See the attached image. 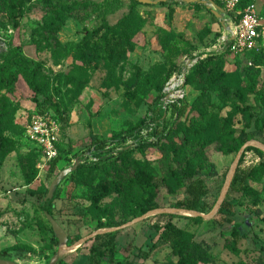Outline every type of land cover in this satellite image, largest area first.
I'll return each mask as SVG.
<instances>
[{"label":"rangeland","instance_id":"rangeland-1","mask_svg":"<svg viewBox=\"0 0 264 264\" xmlns=\"http://www.w3.org/2000/svg\"><path fill=\"white\" fill-rule=\"evenodd\" d=\"M212 1L226 20L248 6L264 20V0ZM222 33L210 12L196 5L0 0V250H28L12 257L17 264L49 263L58 245L41 212L44 191L78 159L85 169L59 184L51 214L67 245L85 241L59 260L89 264V250L95 248L108 264H181L168 247L149 251L156 228L172 215L186 240L208 247L199 264H264V38L251 53L236 55L220 50ZM172 65L170 78L183 76V113L175 119L166 111L165 123L173 126L169 137L140 148L134 139L109 144L111 159L88 168L92 157L84 152L92 135L125 136L144 122L149 125L140 135L154 142L150 123L163 108L170 80L164 77ZM53 105L65 122L57 143L60 161L50 174L24 132L39 111L57 118ZM249 147L263 156L244 152ZM237 159L243 187L233 200V235L210 213ZM187 163L207 188L206 214L200 216L168 207L173 199L166 191L183 192L177 171ZM140 173L162 186L157 195ZM149 197L158 211L144 216ZM100 226L116 229L109 232L115 235L112 251L101 245L107 237L95 239L107 233L93 236Z\"/></svg>","mask_w":264,"mask_h":264},{"label":"trees","instance_id":"trees-1","mask_svg":"<svg viewBox=\"0 0 264 264\" xmlns=\"http://www.w3.org/2000/svg\"><path fill=\"white\" fill-rule=\"evenodd\" d=\"M133 1V0H132ZM135 6H142L135 1ZM166 4H173V3H165ZM174 5V4H173ZM10 7H16V4H11ZM221 36V35H220ZM219 36V38H220ZM219 40V39H218ZM176 51V48H171V53H174ZM226 53H229L228 51H224ZM252 52V51H251ZM250 52V53H251ZM249 53V52H248ZM18 67L23 70L24 66L22 64L18 65ZM176 66L172 65L171 68L168 70L164 77V81H168L172 74L175 72ZM1 77L4 80H7L6 75L4 73H1ZM187 83V80H185V84ZM54 109H51V112H55L57 115V119L60 124V129L62 127V123L65 122V116L62 115V113L59 111V108L55 105ZM167 109H160L159 115L156 120H151L153 126L150 129L149 136L154 139V142H148L147 140L143 139V137L140 135L141 132L148 127L149 124H146L144 122H140L139 124L135 125L131 129L127 131L125 136H112L109 139H100L97 135H92L89 145L87 146L84 153L87 155L96 158L97 161L90 163L88 168L94 169L98 165L103 164L105 161L110 160L111 158L109 155L111 154L112 149H106L109 144L117 143L118 145H122L126 142L128 139H134L136 142H138L137 147H144V146H156L163 140L167 139L169 135L171 134L172 127L168 128V125L165 123L166 116L164 114L166 113ZM44 112L39 111L37 114H43ZM183 113V105L180 103L178 106H173L171 108V114L175 119H178ZM264 131V127L262 128ZM61 132V130H60ZM245 143L243 141L241 143V146ZM37 153L40 156L39 150H37ZM58 150V156L55 158L48 166V171L50 174H53L56 171V165L60 161V152ZM127 150H121L119 152L120 155L125 153ZM245 151H253L258 156H263V153L258 150L257 148L249 147L244 150ZM242 159V158H241ZM241 163V160L239 162V165ZM238 165V166H239ZM85 169L84 164L79 165L78 169L74 172H72L69 175L74 174L78 170ZM238 171L239 168L236 169V172L234 174V177L231 181L229 190L227 192V195L222 202L218 212L217 217L219 219V225L221 228L229 227L232 229V234L236 235L237 232H235V228L233 226V200L235 194H238L241 192V188L243 187L241 182L238 179ZM68 175V176H69ZM142 182L145 184L146 187H151L155 189V193L157 195V191L159 192V189L162 186H157L156 184H152L153 178L149 175H146L144 173L139 174ZM67 177V176H66ZM177 177L179 181L182 183L183 192L180 195H174L170 194L168 191H166V196L171 197L173 199V202L168 205L169 208L173 209H179V210H186L191 212H197L200 214H206V209L204 208V205L202 204V198L207 193V188L203 181L200 178L195 177L194 172L191 170L189 163L185 166L184 169L177 171ZM245 187V186H244ZM56 192V191H55ZM54 192V193H55ZM47 190L44 191V196L46 195ZM55 199V196L53 195L52 200L50 201L48 205V214L52 217L51 214V208H52V201ZM158 209V206L155 204V202L152 200V197H149L148 200H146L144 207L142 208V215L154 211ZM174 216H168V220L165 222L164 226L161 229H158V237L156 242L150 247L149 251L153 252L157 250L160 247H168L172 253V255L181 262V264H199L206 260L207 253H208V247L202 246L200 243L191 242L189 240H186L184 238V232L177 228L173 223L172 220L174 219ZM105 228L104 226H100L97 228V230ZM51 230V227H50ZM52 233V230H51ZM238 235V234H237ZM100 237H107L109 240L106 244H101L102 247L109 246L111 247L110 251H112V247L114 248L115 245V235L114 233H107L100 236L95 237V239ZM242 237H247V233L242 234ZM51 241L58 245V242L56 238L53 236V233L51 235ZM72 243L68 242V245H71ZM73 245V244H72ZM90 252V261L89 264H108V262H104V255L101 249L96 250L95 248H91L89 250ZM29 253L28 250L24 248H11V249H4L0 250V259H10L13 260V256L17 255H23ZM57 264H67L63 260H58Z\"/></svg>","mask_w":264,"mask_h":264},{"label":"built area","instance_id":"built-area-1","mask_svg":"<svg viewBox=\"0 0 264 264\" xmlns=\"http://www.w3.org/2000/svg\"><path fill=\"white\" fill-rule=\"evenodd\" d=\"M229 30L233 35L231 42H227L229 33L223 31L218 43L223 51L231 54H243L253 51L259 40L264 38V20L255 12L253 6H248L237 16L227 20ZM183 76L174 75L165 87V96L162 100L164 109L178 106L183 99ZM142 133V132H141ZM25 139L40 152V160L43 165L49 164L58 156L57 143L60 136V124L53 113L36 114L25 128ZM106 149H109L107 146ZM91 157V156H90ZM96 162V158L89 159Z\"/></svg>","mask_w":264,"mask_h":264},{"label":"water","instance_id":"water-1","mask_svg":"<svg viewBox=\"0 0 264 264\" xmlns=\"http://www.w3.org/2000/svg\"><path fill=\"white\" fill-rule=\"evenodd\" d=\"M133 1H135L136 3L143 5V6H156V5H161V4H165V3H173L174 5L185 4V5L202 6L208 12H210V14L218 21L222 30L229 33V38L227 39V42H231L233 39V35H232L231 31L229 30L227 20L224 18L225 12L219 6H217L212 0H133ZM223 49L224 48H220V50H222V51H223ZM261 149L264 150L263 147H261ZM240 154H241V152L239 153V156H240ZM239 156H238V158H239ZM237 163H238V159L232 165V167L228 173V176L225 180V183L221 189V193L219 195V198H218L214 208L212 209L210 215L212 213H213L212 215L216 214L218 212L222 202L224 201V199L227 195V192L229 190L231 181L234 177L236 167H237ZM79 165H82V164H81L80 160L77 159V160H75V162L71 166L61 170L55 176L54 180L51 182L49 188L47 189V193L44 196V198L42 200V204L40 206L41 212H42L43 216L45 217L46 221L48 222V224L50 225L53 236L56 238V240L58 242L57 251L53 255V257L51 258V260L49 261L48 264H57L59 257L62 253V250L67 249L71 246V245L70 246L67 245V237H66L65 233L63 232V230L61 229V227L48 214V205H49L50 201L52 200L54 192L56 191L59 184L66 178V176H68L72 172L76 171L78 169ZM174 210H175V212L182 213V212L176 211L179 209H173V211ZM154 211H158V210L156 209ZM183 211H186V210H183ZM150 212H152V211H150ZM150 212L144 214V216H148ZM194 213L195 214L191 215V216H200L199 213H197V212H194ZM154 214H152V215H154ZM114 230H116V229H112L110 231L102 230L103 232H99V230H98L97 232H95L93 234V236L103 234V233H109V232H112ZM84 241L85 240H82V243ZM0 264H17V263H15L13 260H10V259H0Z\"/></svg>","mask_w":264,"mask_h":264},{"label":"bare ground","instance_id":"bare-ground-1","mask_svg":"<svg viewBox=\"0 0 264 264\" xmlns=\"http://www.w3.org/2000/svg\"><path fill=\"white\" fill-rule=\"evenodd\" d=\"M229 178H230V177H229ZM171 211H173V210H171ZM174 211H175V210H174ZM176 211H179V212L182 211V213L186 212V213H188V215H194V214H195L194 212L183 211V210H176ZM154 212H155V211L150 212L149 215L153 214ZM186 213H184V214H186ZM212 214H213V213H212ZM212 214H211V215H212ZM110 230H112V229H107V231H110ZM99 232H103V231H102V230H99ZM81 244H82V240H81V241H78V242H76V243H74L73 246H70V247L67 248V249H63L62 252H63V253H64V252H66V253H72V252H74L75 250H77V249L81 246Z\"/></svg>","mask_w":264,"mask_h":264}]
</instances>
